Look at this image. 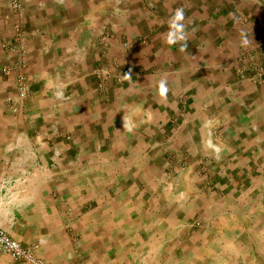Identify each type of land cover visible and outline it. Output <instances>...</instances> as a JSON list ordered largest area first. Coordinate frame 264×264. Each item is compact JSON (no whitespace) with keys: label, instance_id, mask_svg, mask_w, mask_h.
<instances>
[{"label":"crops","instance_id":"0c3cea01","mask_svg":"<svg viewBox=\"0 0 264 264\" xmlns=\"http://www.w3.org/2000/svg\"><path fill=\"white\" fill-rule=\"evenodd\" d=\"M10 1L0 184L16 192L0 209L5 230L52 264H264V83L249 70L258 51L264 62V0H23L22 14ZM178 8L186 39L170 46ZM19 23L25 111L7 101Z\"/></svg>","mask_w":264,"mask_h":264},{"label":"built area","instance_id":"2783aa9c","mask_svg":"<svg viewBox=\"0 0 264 264\" xmlns=\"http://www.w3.org/2000/svg\"><path fill=\"white\" fill-rule=\"evenodd\" d=\"M10 10L15 13L22 14L24 11L23 0H11ZM23 24L16 25L15 43L13 47L19 51L17 62L14 65L6 66L5 71L8 73L15 72L17 75L18 96L8 97L7 101L13 103L15 99L20 100V105L14 109L26 110L25 99L29 94L28 75H27V57L26 45L21 37ZM4 49H11L8 44L3 45ZM98 74L101 81V88H105L107 80L112 75V67L98 68ZM16 187L13 183L3 180L0 184V209L8 202L14 199ZM0 254H7L15 259H23L30 264H52L49 261L39 257L33 246L26 247L18 239L11 236L0 223Z\"/></svg>","mask_w":264,"mask_h":264},{"label":"clouds","instance_id":"9594fccd","mask_svg":"<svg viewBox=\"0 0 264 264\" xmlns=\"http://www.w3.org/2000/svg\"><path fill=\"white\" fill-rule=\"evenodd\" d=\"M185 21V13L183 8H178L175 10L174 14L169 19V31L166 34L165 43L172 46L176 45L186 39V25L184 23ZM184 48H181V51H183ZM126 79L131 78V73H125L124 74ZM161 93H166L167 89L166 87L161 84L160 88Z\"/></svg>","mask_w":264,"mask_h":264},{"label":"rangeland","instance_id":"374dc122","mask_svg":"<svg viewBox=\"0 0 264 264\" xmlns=\"http://www.w3.org/2000/svg\"><path fill=\"white\" fill-rule=\"evenodd\" d=\"M103 38H105V37H103ZM257 54H258V56L253 57L252 61L249 64L250 77L254 81L264 83V62H261L262 53H261V51H258ZM102 67H109V63L108 62L107 63L106 62L100 63L99 68H102Z\"/></svg>","mask_w":264,"mask_h":264}]
</instances>
